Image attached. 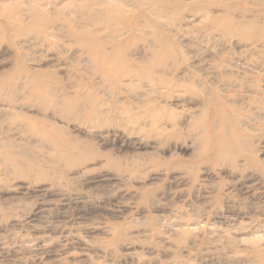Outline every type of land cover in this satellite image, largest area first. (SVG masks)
Wrapping results in <instances>:
<instances>
[{
    "label": "rangeland",
    "instance_id": "374dc122",
    "mask_svg": "<svg viewBox=\"0 0 264 264\" xmlns=\"http://www.w3.org/2000/svg\"><path fill=\"white\" fill-rule=\"evenodd\" d=\"M0 264H264V0H0Z\"/></svg>",
    "mask_w": 264,
    "mask_h": 264
},
{
    "label": "bare ground",
    "instance_id": "6f19581e",
    "mask_svg": "<svg viewBox=\"0 0 264 264\" xmlns=\"http://www.w3.org/2000/svg\"><path fill=\"white\" fill-rule=\"evenodd\" d=\"M227 130H225V132H226ZM226 138V137H225ZM228 152H230V150H228Z\"/></svg>",
    "mask_w": 264,
    "mask_h": 264
}]
</instances>
